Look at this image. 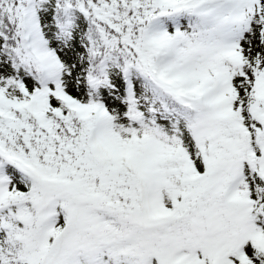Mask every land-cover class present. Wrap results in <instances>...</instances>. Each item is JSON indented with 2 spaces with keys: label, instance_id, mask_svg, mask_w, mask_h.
Wrapping results in <instances>:
<instances>
[{
  "label": "snow or ice",
  "instance_id": "6c2138e0",
  "mask_svg": "<svg viewBox=\"0 0 264 264\" xmlns=\"http://www.w3.org/2000/svg\"><path fill=\"white\" fill-rule=\"evenodd\" d=\"M0 264H264V0H0Z\"/></svg>",
  "mask_w": 264,
  "mask_h": 264
}]
</instances>
